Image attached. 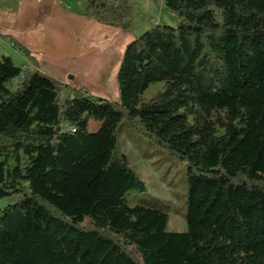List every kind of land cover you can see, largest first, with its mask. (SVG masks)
I'll list each match as a JSON object with an SVG mask.
<instances>
[{
  "label": "trees",
  "instance_id": "obj_1",
  "mask_svg": "<svg viewBox=\"0 0 264 264\" xmlns=\"http://www.w3.org/2000/svg\"><path fill=\"white\" fill-rule=\"evenodd\" d=\"M132 2L85 0L81 12L128 30ZM164 8L179 24L127 45L119 102L41 71L13 38L32 66L0 52V200L13 198L0 208V264H264V0ZM125 120L186 162L185 231L130 205L127 192L147 187L120 150Z\"/></svg>",
  "mask_w": 264,
  "mask_h": 264
},
{
  "label": "crops",
  "instance_id": "obj_2",
  "mask_svg": "<svg viewBox=\"0 0 264 264\" xmlns=\"http://www.w3.org/2000/svg\"><path fill=\"white\" fill-rule=\"evenodd\" d=\"M136 2L142 5L143 19L152 24L156 0H133L132 5ZM84 3L6 0L0 3V38L10 39L9 47L25 58L23 66L32 62L14 47L12 38L46 74L93 96L119 102L118 71L126 47L143 32L136 34L132 29L136 16L129 30L85 17Z\"/></svg>",
  "mask_w": 264,
  "mask_h": 264
},
{
  "label": "rangeland",
  "instance_id": "obj_3",
  "mask_svg": "<svg viewBox=\"0 0 264 264\" xmlns=\"http://www.w3.org/2000/svg\"><path fill=\"white\" fill-rule=\"evenodd\" d=\"M80 1L83 0H77V4ZM156 3L154 11H151L152 17L150 18L154 17L152 24L177 26L179 20L175 14L165 10L164 0H156ZM133 8L136 24L132 29L136 34H139L148 30L152 24L149 23V20L143 19L144 10L139 2H136ZM139 21H143L141 27L138 26ZM9 41L8 38H0V52L11 56L16 64L23 65L25 58L11 49V46L9 47ZM9 85L12 89L17 88V79L11 81ZM163 85V82L152 84L144 93V100L149 101L155 93L162 90ZM65 95L67 92L63 97ZM96 128L97 124L92 122L90 129L96 130ZM119 146L120 150L128 156L132 168L138 172L147 187L144 191L127 192L126 196L130 205L141 202L159 208L169 214L168 230L185 231L187 229L188 193L186 162L171 156L162 147L152 144L145 136L138 133L127 120L123 121L119 128ZM136 194L138 196H135ZM12 201L13 198L0 200V208ZM84 224L91 226L92 221L87 219Z\"/></svg>",
  "mask_w": 264,
  "mask_h": 264
}]
</instances>
